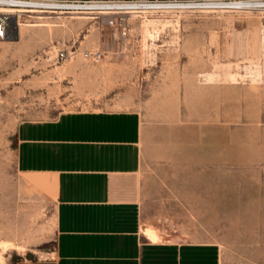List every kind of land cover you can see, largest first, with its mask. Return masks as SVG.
<instances>
[{"label":"rangeland","instance_id":"rangeland-1","mask_svg":"<svg viewBox=\"0 0 264 264\" xmlns=\"http://www.w3.org/2000/svg\"><path fill=\"white\" fill-rule=\"evenodd\" d=\"M20 20L21 36L0 40V264L43 259L55 239L54 198L17 171L18 124L102 108L139 109L152 129L143 233L216 240L222 264H264V11L134 13L127 33L106 15ZM64 49L103 54L56 61Z\"/></svg>","mask_w":264,"mask_h":264},{"label":"crops","instance_id":"crops-1","mask_svg":"<svg viewBox=\"0 0 264 264\" xmlns=\"http://www.w3.org/2000/svg\"><path fill=\"white\" fill-rule=\"evenodd\" d=\"M151 130L135 108L67 109L18 124L17 171L56 205L52 251L22 264H222L216 240L143 233Z\"/></svg>","mask_w":264,"mask_h":264},{"label":"built area","instance_id":"built-area-1","mask_svg":"<svg viewBox=\"0 0 264 264\" xmlns=\"http://www.w3.org/2000/svg\"><path fill=\"white\" fill-rule=\"evenodd\" d=\"M46 1H57L66 11H91L90 15H106L111 23L129 30L128 18L131 14H161L164 12H201L210 5L222 3L227 9L264 11V0H0V40L10 39L13 28H19L22 15L33 17L38 13L57 10L45 8ZM82 53L85 57L100 60L103 52L99 49L82 51L64 49L58 52L56 61H67Z\"/></svg>","mask_w":264,"mask_h":264},{"label":"bare ground","instance_id":"bare-ground-1","mask_svg":"<svg viewBox=\"0 0 264 264\" xmlns=\"http://www.w3.org/2000/svg\"><path fill=\"white\" fill-rule=\"evenodd\" d=\"M46 4H44V7L45 8H50L51 6H54L56 8H58L57 10H54V11H49V12H70V11H66L64 10L65 6L62 5L60 2H57V1H46L45 2ZM209 9H214V10H222V9H227L226 6L222 3H217V4H212L210 5V8ZM72 13H79V14H87V15H90V13H92L91 11H88V10H78V11H71ZM70 12V13H71ZM93 16V15H92ZM94 17H97V16H94ZM154 20H148V22H146V30L149 28V24L153 23ZM21 25H22V22L20 23V29H19V35L21 36ZM145 234L152 240H159L160 238V234L155 230V229H152V228H148L146 229L145 231ZM162 240V238H161Z\"/></svg>","mask_w":264,"mask_h":264}]
</instances>
